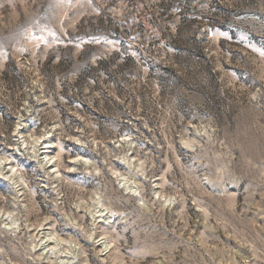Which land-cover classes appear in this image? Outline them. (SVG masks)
Wrapping results in <instances>:
<instances>
[{"label":"rangeland","instance_id":"374dc122","mask_svg":"<svg viewBox=\"0 0 264 264\" xmlns=\"http://www.w3.org/2000/svg\"><path fill=\"white\" fill-rule=\"evenodd\" d=\"M0 161V264H264V0H0Z\"/></svg>","mask_w":264,"mask_h":264},{"label":"bare ground","instance_id":"6f19581e","mask_svg":"<svg viewBox=\"0 0 264 264\" xmlns=\"http://www.w3.org/2000/svg\"><path fill=\"white\" fill-rule=\"evenodd\" d=\"M48 145H49V143L46 142V141L42 142V143L39 145V148H38V150H37V152H38L37 155L40 156L39 158H40L41 161L44 160V162H45V161L48 160L47 153H48V149L50 148ZM47 162H49V160H48ZM47 162H45V164H46ZM0 166L5 167L6 164H5L4 162L1 163V161H0ZM8 166H9V165H8ZM52 169H53V168H52ZM3 176H4V175H3ZM4 179H5V178H4ZM107 219H110V218H107ZM47 235H48V234H47ZM104 244H105V243H104ZM104 248H105V247H104ZM57 255H58V254H57ZM58 258H60V257H58Z\"/></svg>","mask_w":264,"mask_h":264}]
</instances>
